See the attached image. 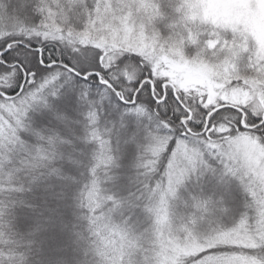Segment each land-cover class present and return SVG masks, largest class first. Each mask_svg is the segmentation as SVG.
Listing matches in <instances>:
<instances>
[{
	"label": "snow or ice",
	"instance_id": "1",
	"mask_svg": "<svg viewBox=\"0 0 264 264\" xmlns=\"http://www.w3.org/2000/svg\"><path fill=\"white\" fill-rule=\"evenodd\" d=\"M0 264H264V0H0Z\"/></svg>",
	"mask_w": 264,
	"mask_h": 264
}]
</instances>
